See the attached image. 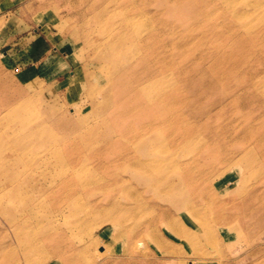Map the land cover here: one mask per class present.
I'll return each instance as SVG.
<instances>
[{"label": "rangeland", "instance_id": "obj_1", "mask_svg": "<svg viewBox=\"0 0 264 264\" xmlns=\"http://www.w3.org/2000/svg\"><path fill=\"white\" fill-rule=\"evenodd\" d=\"M263 1L0 0V155L21 148L20 128L38 124L47 108L53 109L45 118L50 125L80 114L93 121L88 74L99 71L85 36L98 46L121 32L129 16L143 23L137 32L153 34L152 48L166 43L164 77L152 90L162 87L169 96L161 105V142L140 152L157 163L150 181L119 169L105 176L126 180L125 186L85 196L89 186L78 182L103 174L38 166L47 142L23 147V163L7 165L14 159L1 157L8 161L0 162L6 181L0 182V264H264ZM93 7L104 9L100 31L90 21ZM182 64L185 78L197 74L186 83L176 82ZM17 114L25 117L17 120ZM62 130L54 126L56 154L70 151ZM133 140L128 137L130 152ZM64 174L78 181L59 194L33 186ZM3 186L18 189L7 199ZM97 203L119 229L111 217L96 214Z\"/></svg>", "mask_w": 264, "mask_h": 264}, {"label": "bare ground", "instance_id": "obj_2", "mask_svg": "<svg viewBox=\"0 0 264 264\" xmlns=\"http://www.w3.org/2000/svg\"><path fill=\"white\" fill-rule=\"evenodd\" d=\"M93 5L94 4L91 6ZM174 6V4H166L167 9H173ZM261 7L264 9V1ZM95 8L96 10H94ZM91 9L93 18H91L90 21L95 27H98L103 19L104 9L99 7H93ZM114 10H118V13L125 11L121 7H117ZM146 13V11H143L142 15H146ZM137 27H143V23L130 19L129 16L127 23L123 24V30L116 33L114 37L109 35L107 37L109 41L102 42L100 45L96 46L93 41H89L88 34L85 36L86 44L89 45L92 51L91 57L93 61L97 63V70L99 71V74H97V72L91 73L90 75L88 74L89 84L91 83V86L88 88L87 94L92 101L89 111L93 116L92 122H89L92 117L80 114L76 120L61 118L54 120V124L51 123L50 125L45 118L53 113V109L52 107L47 108L46 115H44L38 124L28 127L27 129L17 126V129L20 128L22 133H18L15 139L21 148H8L7 152H5L7 154L4 153L0 155V162L6 164L8 159L2 160L1 157L7 158L8 156L10 157L9 161L11 159L14 160L10 161L9 164L7 163V165L15 164L19 161L23 163V147L26 146L27 148L29 145L47 142L51 147H49L41 157L37 164L38 166L62 167V165H64L70 171V174L76 173L82 169L103 174L87 180L86 182L82 180L78 182L81 186H89L87 189V191H89H85V196L93 193L95 189L101 190L107 186L123 187L127 184L126 180L118 181L117 179L107 178L105 176L106 172L117 174L120 172L119 169L122 171H129L130 173L132 172L135 175L138 172H142L145 175L141 177V179L146 178V180L150 181L153 175L152 168L157 163H151L149 159L141 158L140 152L144 151L147 147L153 148L154 142H161L158 133L165 120L161 105L169 96L162 90V87L158 89H161L160 92H157L158 90L153 91L152 88L156 82L159 83L164 77L163 69H165L166 61L163 55L166 43H161L160 50L152 48L150 40H152L153 34L150 32L143 33L141 29L137 32ZM98 30L100 31L99 27ZM103 36L104 34L101 33V37ZM172 48L175 50L174 54L176 55L181 46L177 42L172 44ZM184 71L185 65L182 64L177 69V75L175 76L176 82L182 80L186 83L189 78L194 79L195 76H197V74L194 73L187 75L185 78L183 74ZM162 82L160 84H162ZM204 83H206L207 88H211V82L209 80H205ZM95 91L100 95V98L95 97ZM19 93L22 95L19 96L23 99V93ZM22 102L24 104L28 103V101L24 100H22ZM186 115L185 118L189 119L190 117H186ZM14 117L17 120H22L25 114L22 116L17 114L14 115ZM182 118L183 121H185L184 115ZM53 125L59 126V128L63 129L62 131L66 132V137H62L64 142V144H62L70 151L60 154L54 153L59 150V148L53 147L55 145L54 142L58 140L60 135L54 131ZM179 132L177 130V133ZM128 137H134L132 141L134 144L131 146V148L133 147V150H135L133 152L128 150ZM97 142H99V144H96ZM59 146L61 145L59 144ZM74 148L78 150L72 151L71 149ZM26 163L29 164V161ZM2 168L0 164V182L1 184H6L2 176L4 174L1 170ZM40 169L41 168H38V172ZM154 174L160 177L162 173L156 172ZM7 175H10V173L5 172V176ZM29 178L30 176L28 178L25 176L23 180L29 182ZM135 178L137 180V177ZM76 181L78 180H74L73 177L66 174L54 179L45 176L43 180L36 181L33 186L36 187V190L40 191L39 193L43 192L45 187H50L51 191L55 193L58 192L59 194L62 188L72 185L73 182ZM12 183H14L13 179L11 180V184ZM13 189L18 188H5L3 186V196L10 199L13 194ZM73 196L74 194L71 195L72 199L69 200L67 204L70 210L69 213L71 214L75 213L76 200ZM25 199L27 201L34 200L32 196H25ZM40 202L41 201L38 199L37 203ZM178 202H180V200H178ZM113 207L119 212L116 205H113ZM95 210L97 211L96 214L101 218L111 217L116 222H113V224L115 223V228L119 229V222L112 217L114 215L111 214L109 209L97 203ZM64 213V210H57L55 215H64ZM22 245L23 248H25L24 243H22ZM25 251L27 252L26 248ZM102 252L103 251H100V253ZM10 257L11 254L5 258L9 259Z\"/></svg>", "mask_w": 264, "mask_h": 264}]
</instances>
